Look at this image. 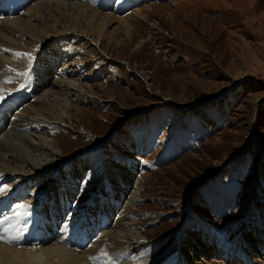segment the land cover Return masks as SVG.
<instances>
[{
	"label": "rangeland",
	"instance_id": "rangeland-1",
	"mask_svg": "<svg viewBox=\"0 0 264 264\" xmlns=\"http://www.w3.org/2000/svg\"><path fill=\"white\" fill-rule=\"evenodd\" d=\"M39 1L43 0H34L32 4ZM58 1L81 3L88 9L111 14L116 20L108 26L100 24L96 29L87 26L86 21L81 22L79 32L64 37L65 40L59 38L58 45H53V49L61 48L54 49L61 53L49 54L59 59L57 64L54 62L57 59L51 61L53 67L49 79L52 85L49 86L59 91L53 84L61 78L67 84L82 85V92L74 91V97L50 96L46 103L49 107L58 103L68 109L71 104L73 110L68 117L63 115L65 126L49 139L54 140L59 159L66 158L62 161L70 159L76 151H94V156L105 160L106 166L116 165L131 177L126 189L128 195L134 191L139 193L134 204L138 215L134 218L140 224L134 229L140 231L148 243L140 249L126 248L129 250L127 257L116 259L103 246V251L92 259L91 264H125L132 254L142 255L138 259L140 264L149 256L152 264H165L178 254L179 251L174 250L183 240L188 244L194 240L193 244L199 241L205 245L210 233L225 236L224 241L228 236L231 238L228 242L237 241V244L238 240L234 239L245 235L251 246L258 247L257 237L259 240L264 237V0H147L125 8L122 6L128 0H107L112 2L110 7L104 0ZM14 2L17 4L13 5ZM32 4L27 0H0V13L2 16H24ZM67 12L71 17L70 11ZM88 17L96 20L93 16ZM48 20V25H55L58 31L65 28L63 22ZM209 20L213 21L216 34L212 29L209 31ZM72 27L63 31L69 33L73 31ZM213 34L216 43L210 37ZM29 40L24 36L22 43L25 45ZM98 40L102 44L96 47L94 43ZM37 45L32 53L35 59L31 62V66H36L40 61L37 76L30 72L13 89L25 93L31 101L43 94L39 89L35 94L32 92L35 84L43 81L41 68L49 61L40 54L42 48ZM228 49H232V55ZM4 53L3 56L6 53L8 56V52ZM17 56L23 54L20 52ZM62 67L68 69L62 71ZM75 68L81 71L80 80L71 75ZM4 72L6 70L3 74L10 75L8 71ZM4 85L0 89L13 83L5 82ZM49 86L47 89L51 88ZM4 99L0 101V113L9 117ZM138 117H144L139 120L141 124H137ZM128 161L130 163L126 164ZM126 167L133 170H126L132 176L124 170ZM98 168L93 165L81 176L83 187L91 188L93 193L105 184L103 172ZM66 177V180H72L70 175ZM13 183L12 180L4 182L5 185ZM83 187L79 188L77 197L83 193ZM86 194L84 192L83 196ZM26 199H9L4 212H9L16 204H24ZM99 200V211H95L98 220L101 216L105 218V211L112 206H107V201L101 198ZM70 202L73 206L78 205L75 200ZM51 208L52 205L46 213L49 219L53 216V211L52 214L49 212ZM19 210L30 213L29 209ZM74 211L69 210L70 214L65 218L69 220ZM119 211L114 213L112 223L119 219ZM31 217L35 223L32 222L30 232L23 227L22 233L25 232H20L15 240L18 244H8L25 249L27 253L6 262L0 256V264H25L28 260L40 259L46 264H64L61 256L48 251L59 239L62 238V246L68 250L86 251L94 245L91 243L97 240L99 232L110 226L108 222L102 228L94 223L89 227L83 225L82 216L74 215L71 229L78 230L80 236L86 232L84 226L89 228L88 234L95 232L90 235L93 239L84 244L82 238L65 239L56 235L57 227L46 229L43 214L35 213ZM120 219L122 222L123 217ZM45 235H55L53 239H59L47 238V241ZM187 243L183 246L185 255L192 252ZM258 253L264 255V248H258ZM223 254L240 258L238 253L229 254L227 249ZM202 258L206 262L201 264L240 263L202 251L195 254L194 260ZM259 258L261 261L254 264H264V258Z\"/></svg>",
	"mask_w": 264,
	"mask_h": 264
},
{
	"label": "bare ground",
	"instance_id": "bare-ground-1",
	"mask_svg": "<svg viewBox=\"0 0 264 264\" xmlns=\"http://www.w3.org/2000/svg\"><path fill=\"white\" fill-rule=\"evenodd\" d=\"M33 1L34 0H27L28 4H32ZM104 1L107 7H110L112 5V2H108L107 0ZM137 1L144 2L147 0H128L123 4L122 7L125 8V6L127 7L133 6L135 3H137ZM16 4L17 2L13 3V5ZM57 9H61L63 12L58 13ZM92 10L93 9L86 8L85 5H81V3L71 4L68 3L67 1L61 2L58 0H43V1L35 2L32 5H29V7L24 12L25 17L22 15L8 16L7 14L2 16V14L0 13L2 19L0 21V23L2 24V25L0 24V52L2 53V54L0 53V86H5L4 85L5 82L13 83V85L5 87L3 90L2 88L0 89V94H3V96L6 95L4 97L5 98L4 100H6L5 107L6 110L9 112V117H4L0 113V188L6 189V191L0 192V235L4 237L3 239H0L1 242L0 256L3 257V261L5 262L8 260L19 258V254L27 253V250L25 249H17L10 245L8 246V244L11 243L18 244V241L15 240H18V236L20 232L21 234H23L25 231L27 232L28 230L30 232V229L33 228L32 222L34 221L33 220L34 217L31 216L37 213V214H43L44 217H46V213H48V209L50 208L51 205L52 208L51 211L49 212H51L52 214L53 211V216H55V218H53L52 215H51L52 216L51 219L46 217L47 219L45 218L43 222L44 226L48 230L53 229V227H57L58 234L56 235H61V237L63 238L65 237V239L72 238L74 240H80L82 238L81 241L82 242L84 241L83 243L85 244L87 243V241L93 239L90 235L95 233L93 232L88 234L87 230H89V228L87 226L90 227V225H93L94 223L96 227L102 228L106 223L110 222L109 224L110 226L107 225V227L109 226V229L104 232H101L100 230L102 229H100L99 235L97 236V240L91 243V245L93 243L94 245L92 247L89 246L91 247L90 249H86V251H82V252H74L72 250L66 249L64 246H62L63 245L61 243L62 238L59 239L58 237H56L55 239H53V236L55 235L53 236L45 235L46 237L44 238V240H47V238L51 240H56L58 238L60 240L58 242L61 245L57 242L53 244V246H51V248L48 251L54 255L61 256V258H63L64 260V264H91L92 259L96 255H98V253L103 251L102 250L103 246L107 248L109 255L113 256V258L116 259V258L127 257L126 254L129 251L128 249L130 250L140 249L146 246V244H148L145 243L146 239L143 238L141 232L138 231L137 229H134V227L136 228V226L139 227L138 225L140 224V223L138 224L135 221L136 219L134 218L136 217V215H138L136 213L137 210H135L134 208V204L139 199L138 196L139 193L134 191L133 194H130V196L128 195L126 189L130 185L129 180L131 177H129V175L127 176L124 172H122V170H119L118 166L116 165L106 166L105 160H102L101 158H96L94 156L93 154L94 151L84 152V153H80V151H76L75 153H73V156H71L70 159L62 161L66 158L63 157L59 159V150L53 144L55 143L53 142L54 140L49 139L55 133L56 130H61L65 126L63 125L64 123L62 120L63 115H66L68 117V113L71 110H73L71 109L72 107L71 104H69L68 109L67 107H61V105L58 103H56L57 105L49 107V105L46 103L50 101L49 100V98H51L50 96L51 95L55 96V94L56 95L58 94V97L61 95L63 97L73 95L74 97V95L76 96V94H74V91L76 93L82 92L80 91L82 85L80 84L70 85L67 84L68 82H65L61 78H58L53 84L54 87L58 88L60 93L59 91H54L52 86H49L52 85V82H50L51 80L49 79L50 71L52 70L53 67L51 61L57 59L56 61H54L55 64L59 62V59L56 56L52 57L49 54L51 53L52 55L55 54L58 55L59 53H61V50H54L58 48V46L53 49L52 48L53 45H58L60 40L59 38H63V40H65L64 37L68 35L76 34L75 32H79L82 25L80 24L81 22L86 21L87 26L90 27L93 26L92 29H96L100 24L101 25L105 24L108 26L112 21L116 20L115 16L111 14H107L95 10H93L94 12H92ZM67 11H70L69 14H71V17L67 15L68 13ZM87 13L90 14L93 13V14L90 15ZM28 14H30V16H28ZM88 16H93L96 18V20H91L89 19ZM50 18L56 19L54 22L60 21L61 24L63 22L64 24L62 25L65 28L58 31L55 28L56 27L55 25L53 26H50L51 24L48 25V23L50 22L48 19ZM209 21L211 22L209 26L210 28L208 27L206 28H208L209 31H211L212 29L213 33L216 34L214 32L215 26L212 25L213 21L211 20ZM65 22L68 23V26H66L67 24H65ZM188 26H190V24ZM70 27L73 28V31H70L69 33L63 31L65 29H69ZM206 33L205 34L203 33L205 37L208 36V35L206 36ZM214 34L212 36L210 35V37H213ZM24 36H27V38L30 39L29 41H26L25 45L22 43V38ZM48 36L50 37L47 38ZM215 38L213 37V39ZM99 40L101 39L99 38ZM99 40L97 43L96 42L94 43L96 47L102 44V42ZM194 40L196 41V38ZM216 40L217 39H215V43ZM209 42H210L209 45H211L210 39ZM220 42L221 41H219V43ZM37 44H40L42 48L40 54L43 55L45 59L49 58V61H47L44 64L42 62L44 66L41 68V71L43 72L44 78L43 81H40L39 83L35 84V88L32 92L33 94H35V92H37L39 89L40 91L43 90V94L41 95V97H37L36 100L31 101V97L29 98L28 95H26L25 93L17 92L18 90L13 91V89L15 87H18L20 82L25 78V75H20L18 73L28 72V70L31 68V74L37 76L36 72L38 70V67L40 66L39 65L40 61L38 60L39 62L37 63L36 66H31L32 60H30L28 56L24 55L28 53L32 55L34 50H36L35 49L36 46L38 47ZM196 44L198 45V43ZM233 48L235 47L233 46ZM235 49L238 48L236 47ZM62 50H64V47ZM69 50L70 49H68L67 51ZM230 50L232 49H228V51ZM4 52L5 53L8 52V56H6L7 53L5 56H3ZM20 52L23 54L22 57L17 56V54H19ZM231 52L232 51H230V55H232ZM72 54L75 55V52H72ZM227 54L229 53L227 52ZM229 58H231V56ZM81 65H83V63ZM47 67H49V69ZM67 67L65 68L62 67L61 70L62 71L66 70L68 69ZM9 69H12L14 71H9ZM5 70L6 72L7 71L10 72L9 76H6L7 74H3V71ZM72 72L71 75L75 79L78 78L80 80L82 78L80 77V72H81L80 70L76 69ZM13 75H15V77ZM47 86L51 88L47 89ZM141 118L143 119L144 117L137 118L138 119L137 124H141L139 122ZM201 133L202 132H200V134ZM54 138L56 139L58 137H54ZM127 163L130 162L128 161L126 162V164ZM93 165H96L97 168L102 165V167L98 169H101V171L103 172L101 174L102 176H104L105 179V184L104 185L102 184L103 186L100 187L97 193H93L94 190L92 191L91 188L83 187L84 184L82 183V179H81L82 172L84 173L87 169L91 168ZM124 170L133 171L128 169L127 167ZM68 175L71 176L72 179L71 181L65 179L67 178L66 176ZM132 175L133 174H131V176ZM99 178H101L100 175ZM7 180H12L14 182L13 183L14 185H5L6 183L4 184V182H6ZM80 187H83L85 189L83 193L80 195V197H77ZM60 189H63L64 191L63 196L61 195L63 191L61 192ZM59 190L61 194L59 193ZM84 192L87 193L85 196H83ZM127 195L129 196L128 198H126ZM21 198L24 199L27 198L24 204L31 206L30 208H28L30 210V213H24L22 210L16 209L15 207L9 210V212H4V210L8 208L9 199L14 201V200H20ZM100 198L103 199L104 201H107L106 202L107 206H110L111 204L112 206L111 209L106 210L109 207L105 209L106 210L105 211L106 213L104 214L105 218L104 216H101L100 217L101 219L98 220V214H96L95 211L99 209V205L101 203V200H99ZM71 200L73 201L75 200V202L77 201L78 205L73 206L72 203L70 202ZM120 206H122L121 212L119 211ZM215 209L218 211V208L215 207ZM69 210H75L74 215H77L78 217L82 216L83 225H87L84 226L86 232L83 231L84 234L81 233L82 234L81 236L78 230H74L75 228L71 229L72 226L71 224H73L71 223V219L74 217V215H69V217L71 216L69 220L65 218L68 214H70L68 213ZM117 211H119V213H121L122 215L120 214L119 219H117V221H114L112 223V220L113 219L115 220L114 213H116ZM121 216L124 219V220L122 219V222L120 221ZM132 218L134 219L132 220ZM111 223L113 224V226ZM23 227L25 231H23L22 233ZM5 229H7V231H4ZM242 236L241 238L238 237L234 239V240H238V244L237 241L228 242L231 240V238H229L228 236H226V240L224 241L223 237L225 236H222L220 234L215 236L212 233H210L209 238L205 240V245L199 241H196V243L193 244L194 240L189 241L191 243L188 244L186 240H183L181 246L179 248L178 246H176V249L174 250L177 252L179 251L178 254H175L174 256L170 257L165 264L204 263L206 261L203 258L200 259L201 261L194 260L195 254L201 251L204 253L219 254L223 256L225 259L228 258L229 261H238L240 262L239 264H254L256 262L261 261L259 257L263 259L264 255L258 253V248H264V237H260V240L259 237H257L256 240H258L257 242L258 247L256 246L253 247L246 240L245 235ZM185 243H187L186 244L187 248L192 251L188 253L189 255L184 254L183 246ZM237 247L238 250H236ZM42 248H44V246ZM226 249L229 251V254L234 252L238 253L240 258L239 259L231 258L228 255L226 257V255L223 254V250ZM141 256L142 255L132 254V256L129 258L130 261L127 259L128 261H126L125 264H140L141 261L138 262L139 261L138 259ZM209 256L211 255H208L207 257ZM25 264H46V262L41 259L40 261L28 260L25 262ZM103 264H106V262H104ZM116 264H124V263L117 262ZM142 264H152V259H150V256L148 257L147 260H144Z\"/></svg>",
	"mask_w": 264,
	"mask_h": 264
},
{
	"label": "snow or ice",
	"instance_id": "snow-or-ice-1",
	"mask_svg": "<svg viewBox=\"0 0 264 264\" xmlns=\"http://www.w3.org/2000/svg\"><path fill=\"white\" fill-rule=\"evenodd\" d=\"M17 55H19V54H17ZM24 55L28 56L30 58V60H34L35 59L34 57H32V55L30 53L24 54ZM9 71H14V70L9 69ZM30 72H31V68L29 69L28 72L18 73V74L28 76V75H30ZM3 99L4 98H3L2 94H0V101H2ZM3 191H6V189L5 188H0V192H3ZM30 207H31L30 205H26V204H16L15 205L16 209H20V208L28 209ZM4 231H7V229H5ZM3 238L4 237L2 235H0V239H3Z\"/></svg>",
	"mask_w": 264,
	"mask_h": 264
}]
</instances>
